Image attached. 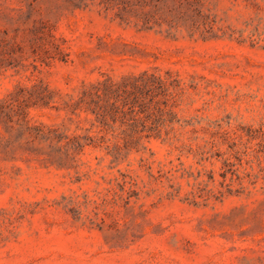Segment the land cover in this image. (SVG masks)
<instances>
[{
  "label": "rangeland",
  "instance_id": "1",
  "mask_svg": "<svg viewBox=\"0 0 264 264\" xmlns=\"http://www.w3.org/2000/svg\"><path fill=\"white\" fill-rule=\"evenodd\" d=\"M0 264H264V0H0Z\"/></svg>",
  "mask_w": 264,
  "mask_h": 264
}]
</instances>
